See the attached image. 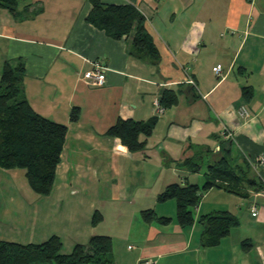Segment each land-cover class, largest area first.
<instances>
[{
  "label": "crops",
  "instance_id": "0c3cea01",
  "mask_svg": "<svg viewBox=\"0 0 264 264\" xmlns=\"http://www.w3.org/2000/svg\"><path fill=\"white\" fill-rule=\"evenodd\" d=\"M100 1L136 6L160 53L157 67L130 56L124 39L88 23L90 0H18L13 11L0 7V76L6 61L21 60L28 103L67 128L48 195L30 188L23 169L0 168V240L40 243L56 235L61 253L69 254L92 235H108V264L145 258L154 264H264V0ZM95 60L109 68L99 87L79 78ZM163 88L177 91L178 101L161 113L155 100ZM153 116L140 151L106 134L118 118ZM191 157L202 161L198 173L180 165ZM222 157L235 175L247 164L243 173L251 181H225L232 191L210 188L194 223L180 227L176 213L162 211L166 201H156L167 185L162 177L187 174L180 182H190ZM212 191L218 198L209 200ZM230 196L233 202L222 198ZM151 206L171 221L144 222L140 211ZM221 210L237 217L243 211L246 230L237 237L232 228L217 245L204 247L198 218ZM95 211L102 220L92 225ZM243 240L251 244L247 251ZM129 241L139 244L131 262L121 254Z\"/></svg>",
  "mask_w": 264,
  "mask_h": 264
},
{
  "label": "trees",
  "instance_id": "16d2710c",
  "mask_svg": "<svg viewBox=\"0 0 264 264\" xmlns=\"http://www.w3.org/2000/svg\"><path fill=\"white\" fill-rule=\"evenodd\" d=\"M17 2L18 0H0V7L13 11ZM90 3L91 9L86 17L88 23L103 30L113 39H124L130 56L153 67L158 66L160 53L145 27V17L136 6L104 3L100 0H90ZM23 74L21 60L15 65L7 61L4 63L0 76V168L23 169L30 188L39 195H48L54 181L56 165L60 161L67 128L65 124L55 122L31 107L23 95ZM177 98V91L163 88L158 102L165 111L177 104ZM74 115L72 109V120ZM156 120L157 116L144 121L118 118L108 127L106 134L119 138L130 152H137L145 146V141L140 136H150ZM180 165L195 173L200 171L202 161L191 157ZM205 169L204 175L207 179L202 185L188 182L184 177L182 182L167 184L156 195V201L160 203L169 199L175 200L176 221L180 227L194 223V211L202 195L210 188L232 191L225 181L233 183L234 179L243 178L251 181L243 173V169L249 170L247 164L245 168H240L241 175H235L231 164L223 157L217 163L206 164ZM140 217L148 224L158 222L166 225L171 221L170 217L158 216L152 208L141 210ZM101 220L102 215L95 211L92 225ZM198 222L203 227L200 242L204 247L217 245L232 228L239 225L238 217L227 210L201 214ZM241 245L246 251L251 246L246 240ZM61 248L62 242L56 235L40 243L22 244L0 240V264H108L112 239L108 235H92L86 244L76 243L69 254L61 253Z\"/></svg>",
  "mask_w": 264,
  "mask_h": 264
},
{
  "label": "rangeland",
  "instance_id": "374dc122",
  "mask_svg": "<svg viewBox=\"0 0 264 264\" xmlns=\"http://www.w3.org/2000/svg\"><path fill=\"white\" fill-rule=\"evenodd\" d=\"M195 173H198V172H195ZM165 175H167L168 177L170 176V177H172L173 179H179L178 181H172V182H169L172 178H166V177H162V180H163V182L164 183H166V184H169V183H174V182H177V183H179L180 182V179H181V177L182 176H187V174H181V173H175V172H171V173H169V174H165ZM203 175H204V171H203V169H202V173L200 172V174H194L193 176H192V178L190 179V182L191 183H196V184H198V185H202L203 184V182L205 181L204 179H203ZM250 178V177H249ZM168 179V180H167ZM165 186L166 185H163V186H161L163 189L165 188ZM162 189V190H163ZM212 198H214V199H217L218 197H215V191H212L211 192V194L209 195V197H208V199L210 200V199H212ZM220 198V197H219ZM222 198H226V201L227 202H233V201H231V196L230 197H222ZM151 208H153L154 210H155V212H156V209H155V206H151ZM243 209H245L244 207H243ZM162 211H165V213H176V203H175V200L173 199L172 201H166L165 203H164V205H163V207H162ZM242 212L243 211H241L240 213H237L238 214V219H240V221H242V225L240 226V227H238V226H236V227H234L233 228V234H232V236H237L238 237V235H241L245 230H246V226H245V221L244 220H242ZM157 213V212H156ZM247 213L246 212H244V216H247L246 215ZM164 216H167V217H170V216H168L167 214L166 215H164ZM108 222H110V217H109V219H108ZM137 232V231H136ZM129 244H131V245H129V247L128 248H130V249H127V251H125L124 249L122 250L121 249V254H122V256L123 257H127V256H129L128 257V260L131 262L132 261V258H131V253H133V252H135V251H137L138 250V243L137 242H135V241H129L128 242ZM124 247V246H123ZM122 247V248H123ZM132 247V248H131ZM145 259H149V258H145ZM143 260V259H142ZM151 261H152V259H150ZM141 261V260H140ZM140 261H139V263H140Z\"/></svg>",
  "mask_w": 264,
  "mask_h": 264
},
{
  "label": "built area",
  "instance_id": "2783aa9c",
  "mask_svg": "<svg viewBox=\"0 0 264 264\" xmlns=\"http://www.w3.org/2000/svg\"><path fill=\"white\" fill-rule=\"evenodd\" d=\"M91 68L88 70H85L83 72L79 73V78L82 79L88 86L92 87H99L102 86L106 83V72L109 69L105 64H103L100 61H93L91 64ZM213 72L216 76H220L221 74V65L216 64L213 67ZM155 103L157 106L158 112L163 113L164 108L159 105L158 99L155 100ZM240 113L242 115H246V108L241 107L240 108ZM250 213L252 216L256 215V207L255 205H251L250 207ZM139 264H153L150 259H143L140 261Z\"/></svg>",
  "mask_w": 264,
  "mask_h": 264
}]
</instances>
